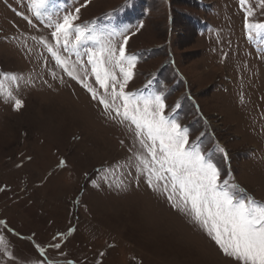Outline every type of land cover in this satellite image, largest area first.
I'll list each match as a JSON object with an SVG mask.
<instances>
[{
    "label": "rangeland",
    "instance_id": "374dc122",
    "mask_svg": "<svg viewBox=\"0 0 264 264\" xmlns=\"http://www.w3.org/2000/svg\"><path fill=\"white\" fill-rule=\"evenodd\" d=\"M31 3L0 0V85L22 101L0 92V264H236L136 171L130 158L146 153L134 126L107 116L48 51L83 79L76 61L94 45L65 52L49 23L78 15L117 47L127 35L125 91L161 94L221 180L264 203V32L244 26L249 9V23H264V3L47 0L39 17Z\"/></svg>",
    "mask_w": 264,
    "mask_h": 264
},
{
    "label": "snow or ice",
    "instance_id": "6c2138e0",
    "mask_svg": "<svg viewBox=\"0 0 264 264\" xmlns=\"http://www.w3.org/2000/svg\"><path fill=\"white\" fill-rule=\"evenodd\" d=\"M46 3L47 0H32L33 14L39 17V10ZM240 3L243 6L245 0ZM79 11L77 8L76 13ZM252 15L251 9L246 11L245 29L259 35L264 32V23H249ZM77 19L78 15L69 13L54 24L50 18L49 26L54 27L51 36L56 46L63 47L65 52L78 55L82 46L94 45L85 49L87 64L79 59L76 61L79 70L84 72L83 79L77 75L75 64L69 69V61L54 48L48 46V51L67 75L81 83L92 99L99 100L107 116L134 126L135 139L146 153H134L130 158V162L136 161V171L144 176L153 191L165 196L174 209L189 216L224 256L232 258L236 264H264V203L257 202L229 179L221 180L217 164L201 146L190 143L188 128L165 114L166 105L161 94L140 96L125 91L136 64V56L126 54L127 35L117 47L111 35L104 36L88 23H74ZM41 42L47 46L46 41ZM89 66L96 84L104 89L103 95L87 82ZM0 92L6 99L14 100L16 109L22 106V101L10 91H4L3 85H0ZM218 150L224 151L223 148Z\"/></svg>",
    "mask_w": 264,
    "mask_h": 264
}]
</instances>
